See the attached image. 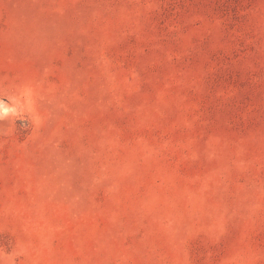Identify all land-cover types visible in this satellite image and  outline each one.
Masks as SVG:
<instances>
[{
    "label": "rangeland",
    "instance_id": "374dc122",
    "mask_svg": "<svg viewBox=\"0 0 264 264\" xmlns=\"http://www.w3.org/2000/svg\"><path fill=\"white\" fill-rule=\"evenodd\" d=\"M0 264H264V0H0Z\"/></svg>",
    "mask_w": 264,
    "mask_h": 264
},
{
    "label": "clouds",
    "instance_id": "9594fccd",
    "mask_svg": "<svg viewBox=\"0 0 264 264\" xmlns=\"http://www.w3.org/2000/svg\"><path fill=\"white\" fill-rule=\"evenodd\" d=\"M14 110L10 107H7L4 105L2 101H0V118H4L7 116L9 113H12Z\"/></svg>",
    "mask_w": 264,
    "mask_h": 264
}]
</instances>
